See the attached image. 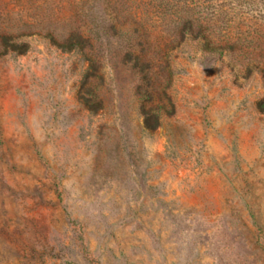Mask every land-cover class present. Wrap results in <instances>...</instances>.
I'll return each mask as SVG.
<instances>
[{"label": "rangeland", "instance_id": "obj_1", "mask_svg": "<svg viewBox=\"0 0 264 264\" xmlns=\"http://www.w3.org/2000/svg\"><path fill=\"white\" fill-rule=\"evenodd\" d=\"M0 264H264V0H0Z\"/></svg>", "mask_w": 264, "mask_h": 264}, {"label": "trees", "instance_id": "obj_2", "mask_svg": "<svg viewBox=\"0 0 264 264\" xmlns=\"http://www.w3.org/2000/svg\"><path fill=\"white\" fill-rule=\"evenodd\" d=\"M133 17H135V16H133ZM134 24H138V23H136V22H134ZM109 30H113L114 29V27L112 26H110L109 28H108ZM202 49L204 50V51H209V52H213L214 50H217V49H220V47L219 46H217V47H214L212 44H210L208 41H206V40H203V46H202ZM127 54H129L128 52H127ZM128 60H130V59H128ZM135 66V65H134Z\"/></svg>", "mask_w": 264, "mask_h": 264}]
</instances>
